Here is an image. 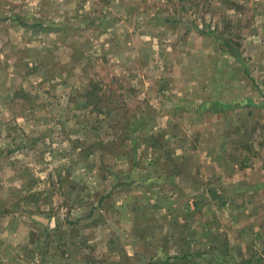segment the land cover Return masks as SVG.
Returning <instances> with one entry per match:
<instances>
[{
	"label": "rangeland",
	"instance_id": "rangeland-1",
	"mask_svg": "<svg viewBox=\"0 0 264 264\" xmlns=\"http://www.w3.org/2000/svg\"><path fill=\"white\" fill-rule=\"evenodd\" d=\"M0 150V264H223L183 231L175 156L204 151L205 181L261 182L221 223L264 264V0H0Z\"/></svg>",
	"mask_w": 264,
	"mask_h": 264
},
{
	"label": "crops",
	"instance_id": "crops-1",
	"mask_svg": "<svg viewBox=\"0 0 264 264\" xmlns=\"http://www.w3.org/2000/svg\"><path fill=\"white\" fill-rule=\"evenodd\" d=\"M196 157L198 162H196L193 157L191 158L187 153L186 155L178 153L174 160L178 163L181 169L180 173L183 175V180H190L186 182L181 179V182H185L186 185L191 188L192 193H194V196L185 199L186 205L184 206L181 215H185V220L188 219L189 215L194 217L195 214H198L197 217H200L198 218L200 223L193 221L190 225L184 227V234L186 236H188L189 233H191V235L193 233L198 234L199 232L195 228H197V225L202 224L206 227L207 231L205 230L204 233H199V236L202 237L203 240L202 244H204L200 249L211 247L213 250H226V248H228V254H218L220 255L223 264H256L253 260V253L255 251L254 237H256L257 232L251 229L250 234L253 238L246 240V252L240 253V251H242L240 244H237L240 248L237 252L236 247H232V242L229 238L233 234L232 232L229 233L227 228L222 225L223 223H221V219L228 222L227 225H229L230 228L236 224L237 231L240 232V237L244 236L246 232L242 233V229L245 230V219H242V217H244V214L247 212L251 213L248 210L249 203L252 204L254 209L253 205L255 202H253V200L258 195L254 187L261 182L251 186L249 185V182L248 185H242V182H224L223 179L220 182H214V180L205 181L201 172L197 168V163H199L200 168L202 162L208 163L209 161H217L218 163L216 164V167L218 168V174L216 180H218L220 173L223 172L221 169L224 167L227 160L225 161L226 158L224 155L214 157L213 154H210L207 151H204L203 156L198 153ZM207 158L208 160H206ZM168 162L160 165L162 171L166 172L165 166H168ZM234 172L235 171H231L230 173H227V175L230 176ZM197 174L198 176L196 178ZM199 176L202 177L200 178ZM262 186L264 185L262 184ZM192 205L193 207H191ZM238 221L239 225H237ZM185 225H187V223H185ZM201 234H203V236H201ZM189 247L199 248L200 246H194L193 242H189Z\"/></svg>",
	"mask_w": 264,
	"mask_h": 264
},
{
	"label": "trees",
	"instance_id": "trees-1",
	"mask_svg": "<svg viewBox=\"0 0 264 264\" xmlns=\"http://www.w3.org/2000/svg\"><path fill=\"white\" fill-rule=\"evenodd\" d=\"M13 19L19 26L21 27H25V28H28V29H39V30H50L52 29V24L48 23V25H45L44 23L45 22H41V21H38L36 23H30L28 22L27 20H25L23 17L19 16V15H16L14 16ZM64 29V28H63ZM210 34H212L213 36H215L213 34V32H210ZM224 45H226L227 47H229L231 49V52L232 53H235V55H237L238 58H240L237 54V52L233 51L235 48L232 47L228 42L224 41L223 42ZM242 104V101H230V102H216V103H212V104H209V106L206 107V105H203L202 108L203 109H208V110H213L215 112H219V111H224V110H231V109H234L236 108L237 106L241 105ZM3 154V151L0 150V155ZM179 171H181L180 167L177 168ZM167 175L169 174V172L166 173ZM159 180L160 182H166L167 179H164L162 176L159 177ZM204 251H198L196 252V254H203ZM176 257V256H175Z\"/></svg>",
	"mask_w": 264,
	"mask_h": 264
}]
</instances>
